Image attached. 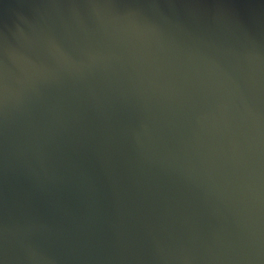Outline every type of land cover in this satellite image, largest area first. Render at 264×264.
<instances>
[{
  "label": "water",
  "instance_id": "water-1",
  "mask_svg": "<svg viewBox=\"0 0 264 264\" xmlns=\"http://www.w3.org/2000/svg\"><path fill=\"white\" fill-rule=\"evenodd\" d=\"M0 264H264V0H0Z\"/></svg>",
  "mask_w": 264,
  "mask_h": 264
}]
</instances>
